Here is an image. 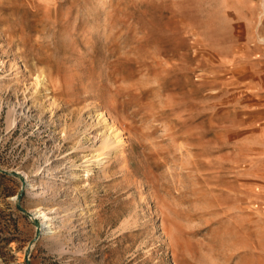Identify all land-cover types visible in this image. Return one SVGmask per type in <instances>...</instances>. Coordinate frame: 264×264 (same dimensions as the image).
Masks as SVG:
<instances>
[{
	"label": "rangeland",
	"instance_id": "374dc122",
	"mask_svg": "<svg viewBox=\"0 0 264 264\" xmlns=\"http://www.w3.org/2000/svg\"><path fill=\"white\" fill-rule=\"evenodd\" d=\"M0 264H264V0H0Z\"/></svg>",
	"mask_w": 264,
	"mask_h": 264
},
{
	"label": "bare ground",
	"instance_id": "6f19581e",
	"mask_svg": "<svg viewBox=\"0 0 264 264\" xmlns=\"http://www.w3.org/2000/svg\"><path fill=\"white\" fill-rule=\"evenodd\" d=\"M109 120V119H108ZM110 121V120H109ZM124 140V139H123ZM122 144V143H121ZM121 147H123V145L121 146ZM122 150V149H121ZM108 151H109V145H107L106 147H105V155L104 156H107V154H108ZM46 226H49V224L48 225H46Z\"/></svg>",
	"mask_w": 264,
	"mask_h": 264
}]
</instances>
